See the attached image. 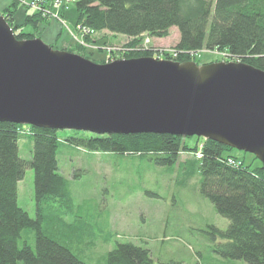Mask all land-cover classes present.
<instances>
[{
	"label": "trees",
	"instance_id": "1",
	"mask_svg": "<svg viewBox=\"0 0 264 264\" xmlns=\"http://www.w3.org/2000/svg\"><path fill=\"white\" fill-rule=\"evenodd\" d=\"M72 3L76 11L75 28L82 24L95 32L106 30L127 37V43L121 49L108 50L109 60H114L115 54L122 58L153 56L152 49L143 48L144 35L166 37L175 26L179 33L174 46L177 54L161 52L167 59L183 62L198 58L195 62L200 64L198 53L217 51L233 61L264 70V0H75ZM18 5L12 0L0 12L17 38L36 37L23 26L37 24L45 17L23 5L34 12L27 13L23 22L17 23L14 15ZM69 9L70 5L60 8L56 18L61 20ZM67 28L68 32L72 30ZM93 37L87 35L85 38L95 43L97 40ZM106 45L110 47L111 44L106 42ZM75 47L77 53L86 49L79 44ZM59 131L0 121V264H88L73 251L74 244L64 238L71 231L59 233L55 224L51 230L41 227L46 218L45 208L55 201L61 205L69 199L67 180L58 167L57 152L62 141ZM69 131L64 139L68 143L91 151L147 155L162 165H173L182 152L200 153V192L217 213L229 220L225 230L211 226L212 238L221 239L214 251L226 259L243 260V264H264V169L253 154V159L259 161L258 166L237 156L235 148L196 135ZM26 135L32 139L29 160L20 157L18 147L19 138ZM189 137L196 138L192 146L186 142ZM229 159L240 163L231 164ZM27 167H31L34 174L35 218H31L17 202L18 183ZM54 220L63 221L58 215H54ZM25 228L34 230L33 246L25 241L20 244ZM106 264L154 263L149 250L131 242H118L107 252Z\"/></svg>",
	"mask_w": 264,
	"mask_h": 264
},
{
	"label": "water",
	"instance_id": "2",
	"mask_svg": "<svg viewBox=\"0 0 264 264\" xmlns=\"http://www.w3.org/2000/svg\"><path fill=\"white\" fill-rule=\"evenodd\" d=\"M0 121L196 135L253 154L264 169V70L152 56L99 63L39 37L17 38L0 12Z\"/></svg>",
	"mask_w": 264,
	"mask_h": 264
},
{
	"label": "rangeland",
	"instance_id": "3",
	"mask_svg": "<svg viewBox=\"0 0 264 264\" xmlns=\"http://www.w3.org/2000/svg\"><path fill=\"white\" fill-rule=\"evenodd\" d=\"M11 2L0 0V10ZM69 5L70 9L65 11L61 20L54 16L40 18L37 24H25L24 30L33 32L54 48L66 47L77 53L75 46L79 40L70 36L67 28L76 31V11L73 3ZM24 6L20 3L17 6L14 15L17 23H22L27 13L34 12ZM93 38L97 40L94 44L85 39V44L90 46L79 44L86 48L84 52H79L99 63L111 61L107 58L108 49H121L128 40L106 30L98 32ZM178 40V30L173 26L166 37L144 35L143 48L152 49L154 58L167 59L160 53L177 54L174 46ZM106 42L111 44L110 47ZM103 45L105 48H98ZM198 55L201 57L198 65L233 61L225 53L217 51H202ZM114 57L122 58L119 54ZM69 132L59 131L62 141L57 152L59 173L67 180L69 199L61 205L55 201L46 207V218L41 227L51 230L55 224L59 233L71 231L64 238L74 244L73 251L85 262L106 264L107 252L118 242H131L149 250L154 264L169 261L181 264L244 263L240 259L223 258L214 251L221 239L212 238L211 226L225 230L229 220L217 213L209 199L200 192L197 152H182L173 165H162L147 155L91 151L68 143L64 139ZM195 141L194 137L186 138L189 146ZM18 147L20 157L29 160L32 154L31 137H20ZM234 153L245 158L246 162L251 161L252 166L259 165L250 153L240 150ZM236 163L240 162L237 160ZM33 177V169L27 167L18 183L17 195L18 205L31 218L36 217ZM54 215L61 216L63 221L54 220ZM21 235L20 244L25 241L33 246V229L25 228Z\"/></svg>",
	"mask_w": 264,
	"mask_h": 264
},
{
	"label": "built area",
	"instance_id": "4",
	"mask_svg": "<svg viewBox=\"0 0 264 264\" xmlns=\"http://www.w3.org/2000/svg\"><path fill=\"white\" fill-rule=\"evenodd\" d=\"M22 5H26L28 7H31L35 9L36 11H39L42 16L45 18L47 17H57L58 11L63 6L67 8L69 6V3L74 2L75 0H16ZM76 31L69 29V35L72 36L76 41L79 40V44H85V37L88 35V37L95 36L98 32H95V30L84 26L82 24H79L77 28H75ZM85 46H90L86 45ZM109 50V49H108ZM198 157H200V153H197ZM229 162L231 164H235L232 159H229Z\"/></svg>",
	"mask_w": 264,
	"mask_h": 264
}]
</instances>
